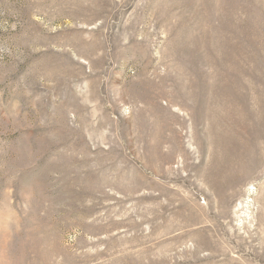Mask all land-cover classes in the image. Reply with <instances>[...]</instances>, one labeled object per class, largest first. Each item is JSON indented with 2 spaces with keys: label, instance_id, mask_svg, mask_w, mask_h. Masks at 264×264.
Listing matches in <instances>:
<instances>
[{
  "label": "rangeland",
  "instance_id": "1",
  "mask_svg": "<svg viewBox=\"0 0 264 264\" xmlns=\"http://www.w3.org/2000/svg\"><path fill=\"white\" fill-rule=\"evenodd\" d=\"M0 264H264V0H0Z\"/></svg>",
  "mask_w": 264,
  "mask_h": 264
},
{
  "label": "bare ground",
  "instance_id": "2",
  "mask_svg": "<svg viewBox=\"0 0 264 264\" xmlns=\"http://www.w3.org/2000/svg\"><path fill=\"white\" fill-rule=\"evenodd\" d=\"M203 38H204V37H203ZM214 39H215V38H214ZM201 40H202V38H201ZM204 40H205V39H204ZM218 41H219V40H218ZM215 42H216V41H215ZM218 43H219V42H218ZM211 45H212V44H211ZM213 46H214V45H213ZM217 46H218V45H217ZM210 48H211V47H210ZM251 50L253 51V45H252V47L250 46V50H249V51H251ZM211 51H212V50H211ZM217 51H218V50H217ZM209 56H210V55H209ZM210 58H211V57H210ZM249 58H250V60L253 61L254 58H253L252 53L249 54ZM215 63H216V62H215Z\"/></svg>",
  "mask_w": 264,
  "mask_h": 264
}]
</instances>
